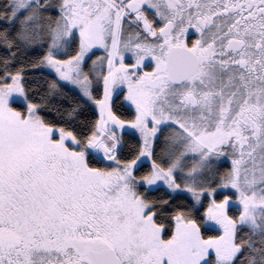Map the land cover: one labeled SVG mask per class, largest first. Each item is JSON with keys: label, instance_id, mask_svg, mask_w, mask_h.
I'll list each match as a JSON object with an SVG mask.
<instances>
[{"label": "snow or ice", "instance_id": "obj_1", "mask_svg": "<svg viewBox=\"0 0 264 264\" xmlns=\"http://www.w3.org/2000/svg\"><path fill=\"white\" fill-rule=\"evenodd\" d=\"M0 264H264V0H0Z\"/></svg>", "mask_w": 264, "mask_h": 264}]
</instances>
